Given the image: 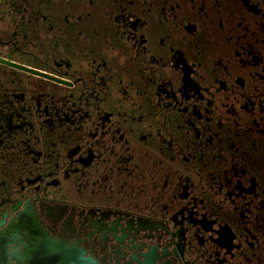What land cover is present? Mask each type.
I'll return each instance as SVG.
<instances>
[{"label": "flooded vegetation", "instance_id": "obj_1", "mask_svg": "<svg viewBox=\"0 0 264 264\" xmlns=\"http://www.w3.org/2000/svg\"><path fill=\"white\" fill-rule=\"evenodd\" d=\"M160 2L179 32L156 90L189 125L146 131L101 67L39 61L40 0H0V264H40L39 226L84 264H264V0Z\"/></svg>", "mask_w": 264, "mask_h": 264}, {"label": "trees", "instance_id": "obj_2", "mask_svg": "<svg viewBox=\"0 0 264 264\" xmlns=\"http://www.w3.org/2000/svg\"><path fill=\"white\" fill-rule=\"evenodd\" d=\"M176 14L160 0H40L39 61L67 63L83 79L89 77V68L101 67L98 71L107 89V107L114 102L120 109L135 111L143 117L139 125L146 131L149 126L189 125L185 123L188 118L163 108V96L156 90L168 72L167 58L174 55L166 45L179 32ZM128 18L138 19L143 26L133 29ZM222 121L226 129L235 128L225 133L226 142L247 140L246 117L238 126H233L232 119ZM261 142L264 146V136ZM232 151L208 149L202 153L219 152L229 159ZM226 164L204 168L208 173L224 169Z\"/></svg>", "mask_w": 264, "mask_h": 264}, {"label": "water", "instance_id": "obj_3", "mask_svg": "<svg viewBox=\"0 0 264 264\" xmlns=\"http://www.w3.org/2000/svg\"><path fill=\"white\" fill-rule=\"evenodd\" d=\"M39 76L50 80L58 81L60 83H65L42 72H39ZM30 225L31 224H28V227H30ZM39 239V245L43 248L44 255V257L40 260V264H77L76 261H79L84 264V262L87 261L83 260V258H80L79 256L77 257L72 252L70 253V249L66 246V244L62 243V241H55V239L49 236L47 231H45L40 226Z\"/></svg>", "mask_w": 264, "mask_h": 264}, {"label": "rangeland", "instance_id": "obj_4", "mask_svg": "<svg viewBox=\"0 0 264 264\" xmlns=\"http://www.w3.org/2000/svg\"><path fill=\"white\" fill-rule=\"evenodd\" d=\"M83 101L81 100L79 103H82ZM76 103V102H75ZM75 106V105H74Z\"/></svg>", "mask_w": 264, "mask_h": 264}]
</instances>
